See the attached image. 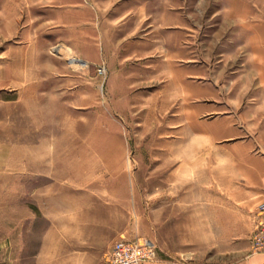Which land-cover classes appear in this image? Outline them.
I'll return each instance as SVG.
<instances>
[{
	"label": "rangeland",
	"instance_id": "rangeland-1",
	"mask_svg": "<svg viewBox=\"0 0 264 264\" xmlns=\"http://www.w3.org/2000/svg\"><path fill=\"white\" fill-rule=\"evenodd\" d=\"M109 4L82 16L71 0H0V131L24 170L0 206L7 251L37 241L43 221L27 228L22 210L59 180L112 213L111 244L145 240L177 264L251 251L264 203V0Z\"/></svg>",
	"mask_w": 264,
	"mask_h": 264
},
{
	"label": "crops",
	"instance_id": "crops-1",
	"mask_svg": "<svg viewBox=\"0 0 264 264\" xmlns=\"http://www.w3.org/2000/svg\"><path fill=\"white\" fill-rule=\"evenodd\" d=\"M71 1L82 6L80 14L83 16L88 13V9L85 7L87 3L101 8L107 3L114 6L116 0ZM94 15L97 16V13L92 12L91 18ZM90 21L94 23V20L90 19ZM154 29L156 31L161 30V28L157 29L156 26ZM151 31H153V27ZM17 100L15 97L14 99L13 97L10 98L13 103ZM1 134L2 131H0V206L8 189L12 197L15 196L20 174L24 173L19 165L18 147L13 149L12 143L4 139ZM27 162V165H30L29 160ZM30 172L31 169L29 168L27 173ZM250 173L252 174L250 178H253L254 171L250 170ZM250 184L258 187L257 180L250 181ZM65 187L66 183L61 180L50 181L41 190L33 191V196H30L33 199L32 207L22 210V214L26 215L27 228L32 227V220L38 218L43 221V227L39 232L37 241L31 246L29 242L26 245L12 243L10 247L18 248L12 253L7 251V246L3 242L6 235H1L0 248L5 247V251L0 250V264H104L107 250L115 236L112 213L109 214L106 208L96 209L86 206L84 200L90 199V194L68 192ZM30 197L28 196V199ZM2 213L3 209L0 207V215ZM143 264L177 263L156 256V260L146 261ZM213 264H264V253L248 250L233 259Z\"/></svg>",
	"mask_w": 264,
	"mask_h": 264
},
{
	"label": "built area",
	"instance_id": "built-area-1",
	"mask_svg": "<svg viewBox=\"0 0 264 264\" xmlns=\"http://www.w3.org/2000/svg\"><path fill=\"white\" fill-rule=\"evenodd\" d=\"M258 213L249 247L252 252L264 253V203L258 205ZM153 260H156V254L148 242L121 237L110 245L104 264H143Z\"/></svg>",
	"mask_w": 264,
	"mask_h": 264
},
{
	"label": "bare ground",
	"instance_id": "bare-ground-1",
	"mask_svg": "<svg viewBox=\"0 0 264 264\" xmlns=\"http://www.w3.org/2000/svg\"><path fill=\"white\" fill-rule=\"evenodd\" d=\"M76 64H78V65H84V62H79V61H75V60H73Z\"/></svg>",
	"mask_w": 264,
	"mask_h": 264
}]
</instances>
